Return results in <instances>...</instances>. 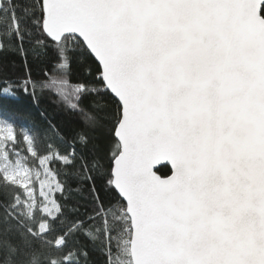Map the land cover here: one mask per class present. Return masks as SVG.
Instances as JSON below:
<instances>
[{
    "label": "snow or ice",
    "instance_id": "snow-or-ice-1",
    "mask_svg": "<svg viewBox=\"0 0 264 264\" xmlns=\"http://www.w3.org/2000/svg\"><path fill=\"white\" fill-rule=\"evenodd\" d=\"M0 264H264V0H0Z\"/></svg>",
    "mask_w": 264,
    "mask_h": 264
},
{
    "label": "trees",
    "instance_id": "trees-1",
    "mask_svg": "<svg viewBox=\"0 0 264 264\" xmlns=\"http://www.w3.org/2000/svg\"><path fill=\"white\" fill-rule=\"evenodd\" d=\"M19 68V62L17 61L15 67H10V73L14 74ZM33 75H36V72L34 70ZM59 85H53V91H55L57 88H59ZM21 104L25 107L30 106L32 104V100L28 97H21ZM51 99L46 95L42 98V106L43 107H49L51 104ZM50 111L52 110L51 108L49 109Z\"/></svg>",
    "mask_w": 264,
    "mask_h": 264
}]
</instances>
